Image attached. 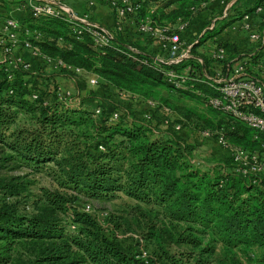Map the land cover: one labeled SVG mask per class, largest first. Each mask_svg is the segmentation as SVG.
Segmentation results:
<instances>
[{
  "label": "trees",
  "instance_id": "16d2710c",
  "mask_svg": "<svg viewBox=\"0 0 264 264\" xmlns=\"http://www.w3.org/2000/svg\"><path fill=\"white\" fill-rule=\"evenodd\" d=\"M210 1L137 0L132 19L136 26L146 19L159 27L178 18L192 22L206 11L207 5L201 4ZM262 4L264 0H234L227 14L192 44L190 56L177 64L156 59L159 43H153L150 35L144 39L151 40L139 43L134 35L143 33L135 28L134 34L127 29L114 32L107 45L95 48L86 30L76 38L64 18L33 17L29 12L26 18L15 19L49 38H64L70 47L47 38L31 41L50 58L97 74L103 80L98 85L105 91L113 88L164 106L163 92L202 102L212 114H199L211 126L204 129L257 153L264 162V132L213 107L209 99L218 94V85L204 74V70L220 65L225 69L245 59L246 75L258 79L252 66L261 53L243 58L228 41L218 43L225 51L224 60L197 51L203 42ZM168 69L184 74L181 86L167 80ZM60 73L76 74L65 69ZM56 76L25 70L22 65L10 69L0 61V168L17 159L38 170L52 163L59 188L43 189L32 215L19 213L15 203H0V241L5 245L34 242L39 252L32 264H264L263 174L243 175L230 155L202 168L192 160L187 145L178 137L155 132L150 120L109 121L112 112L100 109L96 113V100L68 101ZM19 116L27 125L20 124ZM118 191L135 201L134 221L142 225V238L155 245L150 256L136 253L118 239L113 230L121 224L115 216L104 218V224L75 205L79 196L104 199ZM68 219L76 230L68 229ZM250 250L254 252L246 263L240 261L238 251ZM6 262L7 256L1 253L0 264Z\"/></svg>",
  "mask_w": 264,
  "mask_h": 264
},
{
  "label": "rangeland",
  "instance_id": "374dc122",
  "mask_svg": "<svg viewBox=\"0 0 264 264\" xmlns=\"http://www.w3.org/2000/svg\"><path fill=\"white\" fill-rule=\"evenodd\" d=\"M27 1L28 0H22L21 3H24L20 4V6L29 10L30 7ZM62 1L76 14H78V11L89 15L87 11V7H89L87 0L85 1L86 6L83 1ZM230 1L231 0H223L224 3H221L222 7L219 9L216 8V11H218L217 14L212 13L213 9L211 13L206 11L205 13L203 12L201 14H197L193 17L192 22L188 20L189 23L187 28L192 25H198V29H196L197 31L194 29L195 34L190 33L191 31H187L184 36H181L184 43L187 45L196 43L198 37L204 31L211 29L213 26H211L213 23L212 19L215 16L220 14L222 18L227 14V9L234 2V0L232 2ZM73 7L77 11H75ZM224 11H226L225 15H223ZM208 15L210 16L208 17ZM7 18L14 17L4 16V18L0 21V35L2 26ZM91 21L97 22L93 19ZM105 29L112 30L108 28ZM129 33L131 32L129 31ZM151 37L155 38L154 36ZM17 38L18 40L12 48V57L14 59L21 58V63H24L27 66L25 70H38V72L42 71L47 74L55 73V75H57L56 82L60 88V92L62 93L61 95H64L68 101L77 104L82 101H90L89 99H94L97 101L95 110L106 109L108 112H117L119 116L118 119H122L123 121L146 118L147 120H150L151 125L155 128V132H161L164 136L178 137L185 145H187V149L192 156V160L202 168H205L208 165L207 163H210V161L215 159H220L228 155L232 157L230 151L223 148L218 143L216 138L217 135H215L214 132V135H210L206 138L201 136L200 131L204 128H211V126L207 125L202 118L199 117V114L205 113L207 116H212V114L208 111V108L202 102L189 98L178 92H163V102L166 104L164 106L153 99L143 100L123 91H115L113 88L105 91L101 84L94 85L90 83L91 77H95L97 74L84 70L85 72L77 73L73 76H66L63 73H60L61 69L53 71L51 67L40 60L38 56H35L30 50L23 47L21 42L22 39H20L22 37L19 36V34L17 35ZM145 41L147 42V39ZM138 42L142 43L141 40H138ZM150 46H152V44ZM156 50L158 52L157 55L162 54L160 49ZM0 51V60H2L3 53L1 46ZM221 66L222 65L217 68H220ZM207 72H209V69ZM98 79L100 82L101 80L99 76ZM101 82H103V80ZM153 102L154 106L151 104ZM19 117L20 124L22 123L27 125L26 121L21 116ZM176 125L180 126L178 130L174 129V126ZM18 160L20 159H17V161H10L7 163V166L0 168V203L5 201L8 203H15L19 213L32 215L37 212L38 202H40L43 189L52 191L59 190L52 176L54 173L53 164H46L45 167L38 170L34 166L26 165L23 162L19 163ZM10 184L12 187L9 186ZM11 192L13 195L10 194ZM68 194L72 193L69 192ZM134 204V200L128 198L120 191L116 192L113 197L104 199H89L79 196V200L75 202L77 207L92 214L104 224V218L115 216L114 218H116L121 226L118 229L113 230L112 225H110L109 230H113L118 239L125 246H131L136 253L142 252V256H150L155 249V245L152 241L142 238V225L138 226L134 221L136 214V212L132 209ZM86 206L89 207L88 210L84 209ZM143 208L146 207L143 205ZM61 218L64 222L67 220L66 217L62 216ZM68 222V229L71 231L76 230V225H72L69 219ZM38 252V247L34 242L29 240L16 241L11 245H5L2 241H0V254L2 253L7 256V262L4 264H32L37 257ZM253 252L254 251L250 250L244 254L238 251V258L243 263H246V257L248 255H253Z\"/></svg>",
  "mask_w": 264,
  "mask_h": 264
},
{
  "label": "built area",
  "instance_id": "2783aa9c",
  "mask_svg": "<svg viewBox=\"0 0 264 264\" xmlns=\"http://www.w3.org/2000/svg\"><path fill=\"white\" fill-rule=\"evenodd\" d=\"M33 1V2H32ZM137 0H108L109 6L114 12V27L112 30H107L101 27L97 22L89 20L87 14H76L67 4L62 0H28L29 12L31 16L38 17L40 15L55 16L66 19L72 32L76 38L79 37L83 30H86L93 41L95 48H101L107 45L114 32H124L126 30V24L136 14L138 5ZM89 5H92L94 0H87ZM225 2V1H224ZM223 0L221 3H224ZM202 3L201 6H205ZM263 9V4L255 8L253 13L259 14ZM226 11L223 12V15ZM250 15H244L240 20L235 21L230 27L239 32L246 33L248 37L257 43L258 48L264 46V34L259 30H255L250 22ZM189 21L178 18L174 23H167L164 27L151 26L149 19H146L142 24L135 25L137 32L154 36L160 45L162 51L161 55H157L156 59L167 64H177L181 60L190 56L191 44L187 45L181 38V32L188 26ZM21 36L22 45L24 48L31 51L32 54L38 56L45 64L51 67L53 71L65 69L74 73L85 72L80 68H72L61 59L50 58L43 54L37 45L32 44L31 40H42L47 38L54 41L59 46L70 47L64 38L58 37L52 39L47 37L45 33L37 29H30L24 24L20 23L15 18H7L1 29L0 46L2 48L3 59L10 69H15L19 65H22L25 69L27 66L21 63V58L12 57V48L17 42V35ZM209 55L215 60H224L225 51L222 47L218 46L214 50L209 52ZM259 65H264V54L258 60ZM217 68V67H216ZM213 68L207 72L204 70V74L208 80L218 85V94L212 96L209 99V103L220 110L232 114L236 118L243 120L247 125L252 128L264 132V116L258 113L264 112V82L259 79L247 76L245 60L237 61L232 66L227 65L225 69ZM93 77V78H92ZM90 83L98 84L99 79L96 75L92 76ZM166 78L169 82H172L176 86H181L184 82V74L176 73L175 71L166 70ZM36 96L33 95V98ZM154 106V102L151 103ZM167 110L166 108H164ZM99 110H96L98 113ZM119 118L117 112H113L109 116V121H115ZM180 126H174L175 130H178ZM202 137L206 138L210 135H214L208 129L200 131ZM216 138L218 143L230 151L231 156L237 165V170L243 175L252 174L257 175L259 173L264 175V162L261 161L255 152L249 153L243 150L240 146L232 145L226 141L221 134ZM264 146V143H263ZM88 210L89 207L84 208Z\"/></svg>",
  "mask_w": 264,
  "mask_h": 264
},
{
  "label": "crops",
  "instance_id": "0c3cea01",
  "mask_svg": "<svg viewBox=\"0 0 264 264\" xmlns=\"http://www.w3.org/2000/svg\"><path fill=\"white\" fill-rule=\"evenodd\" d=\"M7 1H9V3L4 4L3 2H0V21L4 18V16H10V17H14L17 19H24L29 15V10L20 6V4L24 3V2L21 3L22 0H7ZM77 1H79V2L83 1L84 5L86 6V4H85L86 0H77ZM232 1L233 0H231L230 2H232ZM221 2H222V0H211L209 2V4H207L206 11L211 13V11L214 9L212 13L217 14L218 11H216V8L219 9L222 7ZM73 9H74V7H73ZM74 10L77 11L76 9H74ZM87 11L89 14L88 16L90 18H92L93 20L97 21V23L100 24L101 27L108 28V29L113 28L114 12H113L112 8L109 6L108 0H105L104 2L94 1L92 5H89V7H87ZM219 12H221V11H219ZM208 17H209V15H208ZM216 19H221L220 14L218 16H215L212 19L213 23L211 24V26L212 25L214 26V21ZM250 22L252 24L253 29L259 30L262 34H264V26H263V24H264V4H263V9L261 10V12L259 14H255L253 12L251 13ZM135 25L136 24L134 23L133 19H131L129 22H127L126 29L128 31H130L131 34L132 33L134 34V28H135L134 26ZM194 29H195V31H197L196 29H198V25H192L191 27H188L186 30L181 32V36H184L187 31H191L190 33L195 34ZM134 36L136 37V39L141 40L143 43H146L144 38L147 36L145 34L140 35V34L136 33ZM140 38H143V39H140ZM151 39H152L151 37H148L147 41H149ZM221 41L231 42L235 46V48L241 52V54L244 56L243 58H248L247 57L248 55H252L256 52H260L261 56L264 54V46L259 49L257 46V43L255 41L251 40L246 33L235 31L230 26L223 29V31L221 33L215 35V37L209 38L208 40L203 42L197 48V51L209 56V52L211 50H214L218 46V43ZM153 43H157V41L154 40ZM0 57H1V51H0ZM213 68H210V71ZM252 71L254 74H256L257 78L260 81L264 80V65L261 66L257 62L252 66ZM91 101H95V100L91 99Z\"/></svg>",
  "mask_w": 264,
  "mask_h": 264
}]
</instances>
